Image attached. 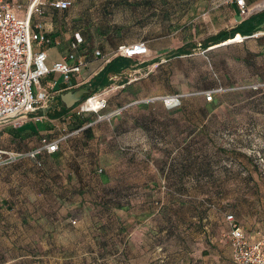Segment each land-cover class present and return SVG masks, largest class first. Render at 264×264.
Wrapping results in <instances>:
<instances>
[{
  "label": "crops",
  "instance_id": "0c3cea01",
  "mask_svg": "<svg viewBox=\"0 0 264 264\" xmlns=\"http://www.w3.org/2000/svg\"><path fill=\"white\" fill-rule=\"evenodd\" d=\"M5 1L19 18L30 4ZM49 1L42 15H32L31 25L43 24L50 43H33V52L44 50L50 65L73 51L77 34L81 42L73 52L84 66L67 85L60 74L46 75L36 89L49 95L44 106L18 126L0 125V147L20 153L40 146L43 138L65 137L54 153L0 167V264L28 263L38 247L46 248L41 260H47L49 248L78 242L85 234L107 263L119 255L121 262L112 264H130L142 254L144 264H233L226 233L218 243L223 251L213 253V260L193 258V241L196 252L200 238L209 237L206 231H214L216 224L208 222L206 203L192 186L223 181L218 167L239 165L238 155L228 151L247 138L239 134L246 123L239 121L240 112L214 110V95L206 101L201 94L224 86L223 75L217 72L204 84L201 70L210 61L221 64L217 69L230 61H255L264 68L262 0H245V15L232 0H198L213 6L201 13L207 18L205 29L193 22L197 2L164 0L187 7L182 13L187 29L181 37L168 33L166 40L158 31H145L148 20L159 16L161 0H70L63 11ZM215 18H230L232 27L216 31ZM244 21L255 30L232 34ZM221 32L229 34L226 40H212ZM237 35L241 41L223 45ZM134 43L145 44L152 56L128 58L116 52L119 45ZM232 44L241 46L242 54L225 57ZM79 90L85 93L81 101L96 93L107 99L100 114L112 112L114 101L127 108L100 123L96 114L77 110L81 101L71 108L62 101L64 93ZM164 95H178V105H163L157 98ZM229 123L238 126L237 134H229Z\"/></svg>",
  "mask_w": 264,
  "mask_h": 264
},
{
  "label": "rangeland",
  "instance_id": "374dc122",
  "mask_svg": "<svg viewBox=\"0 0 264 264\" xmlns=\"http://www.w3.org/2000/svg\"><path fill=\"white\" fill-rule=\"evenodd\" d=\"M192 1L197 2L193 8V18H195L193 22L201 23L200 25L205 29L207 18L201 13L208 8H213V6H208L206 3L201 5L198 0ZM224 1L230 3V0ZM161 3L164 5H160L159 16L148 20L146 24L150 26L145 31L151 32L152 29L154 33L158 31L165 40L167 34L173 32H176L177 37H181L183 31L187 29L184 22L185 18L182 15L184 8L187 7L183 3L173 5L165 3L164 0H161ZM186 19L189 20L190 17L188 16ZM213 22L216 31L219 28L232 27L230 18L222 20L215 18ZM232 45L234 46L223 54L225 57L231 58L236 54H242L241 46ZM210 62L205 64L201 70V73L204 74V84L210 82L209 77H217V72L223 75L225 82L224 86L214 90V99L216 98L214 110L240 112L239 121L246 123L239 126V134L245 135L247 138H241L235 145L231 142L233 146H231L228 154L234 156L236 153L240 161L239 165L218 167L217 171L223 174V181L208 180L199 183L198 188L192 186L196 190L195 193L199 194L198 197L206 203L203 206L207 210L208 222L212 221L216 224L214 231L217 232L210 229L206 231L209 237L200 238L199 243L202 246H198L196 252V241H193V258L196 260L207 259V261L213 260L211 257L213 253L218 254L223 251L222 246L218 243L222 235L227 234L226 231H228V224L225 220L227 214H232L236 223L243 228L245 236L250 242H260L264 247V81H262L264 80V68L255 61H236L234 63L230 61L224 63L222 69H217L221 64ZM228 83H234V85H228ZM194 88L196 86H193ZM113 105H117L114 106L113 110L121 109L120 115L127 108L119 107V102L116 101L113 102ZM130 108H135V106ZM250 111H257L259 114L250 115L248 114ZM229 120L234 121L230 118ZM104 121L100 120V123H104ZM237 127V125L229 123L227 126L229 134H237ZM61 138L64 139L65 137ZM237 145L239 150H237ZM207 169L210 168L207 167ZM197 201L199 200L197 199ZM211 238L215 240L213 241ZM78 242L75 240L64 241L58 248L52 247L49 250L47 248L49 256L47 260H41V256L45 257L43 253L46 248H35L32 253L30 252L32 259H29L31 261L20 264H112L121 262L119 255L113 256L111 263L105 262L101 258L102 256L98 254L97 249L95 251L86 234L80 236ZM201 252L207 254L199 257ZM140 255L141 257L137 261H130V264H144V256Z\"/></svg>",
  "mask_w": 264,
  "mask_h": 264
},
{
  "label": "built area",
  "instance_id": "2783aa9c",
  "mask_svg": "<svg viewBox=\"0 0 264 264\" xmlns=\"http://www.w3.org/2000/svg\"><path fill=\"white\" fill-rule=\"evenodd\" d=\"M238 7L239 13L245 15L249 9L245 0H232ZM46 0H30L25 16L19 18L15 14L13 5L5 0H0V125L12 123L18 126L28 119L29 114L41 109L49 95L45 91L36 90L39 88L41 79L50 73L60 74L62 80L67 85L71 76L78 73L84 63L77 60L74 50L81 42V38L76 34L74 42L71 43L73 50L61 60L50 65L46 63V52L39 50L33 52V43L43 45L49 44L43 24L31 25L33 14L42 15L43 5ZM48 5L56 10H66L71 6L70 0H50ZM259 7L264 8V0ZM117 53L123 57H135L144 55L151 57L147 47L143 43L122 44L116 49ZM98 55V52H96ZM214 91L202 93L206 101H211ZM163 105L173 108L179 103L178 95H164L158 97ZM108 106L107 99L96 93L85 98L78 106L81 113L89 112L97 115V120H109L112 116L120 113L121 109L113 110L106 114H100ZM38 121L41 117L34 116ZM63 138L48 140L41 139L40 146L26 153L5 150L0 147V167L15 164L22 158L37 159L42 153H54L58 149V144ZM38 165H40L38 163ZM225 220L228 224L227 237L230 247V256L233 264H264V247L260 242H250L245 236L241 226H239L232 214H227ZM75 224V221H71Z\"/></svg>",
  "mask_w": 264,
  "mask_h": 264
},
{
  "label": "trees",
  "instance_id": "16d2710c",
  "mask_svg": "<svg viewBox=\"0 0 264 264\" xmlns=\"http://www.w3.org/2000/svg\"><path fill=\"white\" fill-rule=\"evenodd\" d=\"M264 21V17L260 20V23H262ZM248 22L249 21H244L242 24L244 25L245 24V26L244 27H239V29H234V31L232 32V34L233 33H241V34H243V35H248V34H251L254 30H255V28L254 27H250V26H247V24H248ZM237 30V31H236ZM227 36H229V34L228 33H224V32H221V33H219L218 35H216L212 40H214V41H216V42H221V41H223V40H226V38H227ZM162 188L163 189H168V187H167V184L166 183H164L163 185H162ZM179 195V196H178ZM177 195V197L178 198H180V199H182V198H185L184 200H191L190 198H187L184 194H178Z\"/></svg>",
  "mask_w": 264,
  "mask_h": 264
},
{
  "label": "water",
  "instance_id": "95a60500",
  "mask_svg": "<svg viewBox=\"0 0 264 264\" xmlns=\"http://www.w3.org/2000/svg\"><path fill=\"white\" fill-rule=\"evenodd\" d=\"M85 93L83 91L66 92L61 96L62 101L67 108H71L76 103H79Z\"/></svg>",
  "mask_w": 264,
  "mask_h": 264
},
{
  "label": "bare ground",
  "instance_id": "6f19581e",
  "mask_svg": "<svg viewBox=\"0 0 264 264\" xmlns=\"http://www.w3.org/2000/svg\"><path fill=\"white\" fill-rule=\"evenodd\" d=\"M233 38V37H232ZM241 39H242V37L240 36V35H237L235 38H233V39H229V40H227V41H225L224 43H223V45H227V44H231V43H235V42H239V41H241Z\"/></svg>",
  "mask_w": 264,
  "mask_h": 264
}]
</instances>
